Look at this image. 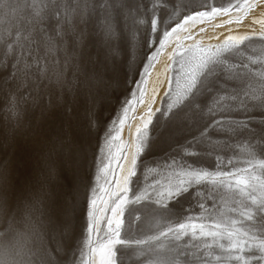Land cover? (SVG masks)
Instances as JSON below:
<instances>
[{
  "label": "snow or ice",
  "instance_id": "6c2138e0",
  "mask_svg": "<svg viewBox=\"0 0 264 264\" xmlns=\"http://www.w3.org/2000/svg\"><path fill=\"white\" fill-rule=\"evenodd\" d=\"M0 264H264V0H0Z\"/></svg>",
  "mask_w": 264,
  "mask_h": 264
},
{
  "label": "bare ground",
  "instance_id": "6f19581e",
  "mask_svg": "<svg viewBox=\"0 0 264 264\" xmlns=\"http://www.w3.org/2000/svg\"><path fill=\"white\" fill-rule=\"evenodd\" d=\"M143 2L147 4V3H150V0H143ZM259 11H260V9L257 10V14L259 13ZM224 19H227V17H219L214 22L215 23H219V22H221ZM249 24H250V18L246 19L244 21L243 25L239 26L238 28H237L236 25H225L224 27L215 29V31H213L211 26H209V25L198 24V25L195 26L193 31H196L197 29H199L201 27H205L206 31L204 33L200 34V36L204 38L205 43H208V42L217 43L218 41H216L214 39L209 40V37H212V36H214L216 34L223 33V35L220 36V40H223L224 36L229 34L228 33V28L231 27V28H233L235 30L232 34H236L237 32L238 33H244V32H247V31L250 30L249 27H248ZM254 27L257 30H259V25H255ZM197 38H200V37H197ZM186 43H190V41H187ZM171 51H172V47H169L167 49V51L160 57V62L158 64H156L155 70L153 71L152 77L150 78L149 89H151L153 82L156 80V74L161 71V69L165 66V64L169 63V61L167 59V56H168V53H170ZM163 91H164V89L161 88L160 95L163 94ZM117 95H119V93H117ZM115 105H116L115 100H113L111 103H108V104L104 105V108L101 110V119L103 121L107 122L109 120V118H111V115L114 113V109L116 107ZM137 121L138 120L133 122V128L135 127ZM124 131H125L124 132V138H128L129 137L128 136V132H126L125 129H124ZM95 144H96V141L94 140L93 141V147L95 146Z\"/></svg>",
  "mask_w": 264,
  "mask_h": 264
},
{
  "label": "rangeland",
  "instance_id": "374dc122",
  "mask_svg": "<svg viewBox=\"0 0 264 264\" xmlns=\"http://www.w3.org/2000/svg\"><path fill=\"white\" fill-rule=\"evenodd\" d=\"M222 2H223V0H215V3H217V4L222 3ZM218 18H219V17H218ZM254 43H255L256 45H259V44H260V41L256 40V41H254ZM162 95H163V94H161V96H162ZM159 100H160V98L158 97V98H157V105H155L154 107H156V106H160V104H159ZM115 106L117 107V105H115ZM116 107H115V109H116ZM115 109H114V110H115ZM140 111H143V109H142V108L138 109V110H137V113H139ZM113 114H114V113H113ZM113 114L111 115V118L114 117ZM111 118H109V120H110ZM109 120H108V121H109ZM133 122H134V121H133ZM139 123H140V121L138 120L136 124H139ZM126 126H127V125H126ZM126 126H125L124 129L126 130V132H128V136H129V129H128V127H126ZM135 126H136V125H135ZM134 128H135V127H134ZM134 128H133V131H134ZM194 131H195V129H193V132H194ZM124 132H125V131L123 130L122 138L127 140L129 137H128V138H124ZM207 163L211 166L214 162H213L212 160H209V161H207Z\"/></svg>",
  "mask_w": 264,
  "mask_h": 264
}]
</instances>
